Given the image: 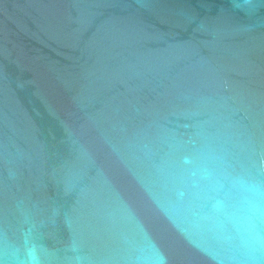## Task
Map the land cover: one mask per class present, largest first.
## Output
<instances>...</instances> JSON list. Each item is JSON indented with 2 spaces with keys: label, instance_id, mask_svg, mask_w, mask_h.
Returning <instances> with one entry per match:
<instances>
[{
  "label": "water",
  "instance_id": "1",
  "mask_svg": "<svg viewBox=\"0 0 264 264\" xmlns=\"http://www.w3.org/2000/svg\"><path fill=\"white\" fill-rule=\"evenodd\" d=\"M0 264H264V0H0Z\"/></svg>",
  "mask_w": 264,
  "mask_h": 264
}]
</instances>
